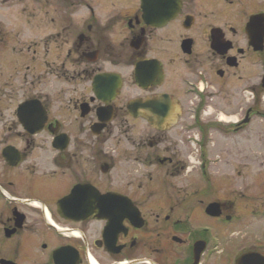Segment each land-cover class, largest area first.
<instances>
[{
  "label": "flooded vegetation",
  "instance_id": "flooded-vegetation-1",
  "mask_svg": "<svg viewBox=\"0 0 264 264\" xmlns=\"http://www.w3.org/2000/svg\"><path fill=\"white\" fill-rule=\"evenodd\" d=\"M262 90L264 0H0V264H264L211 173Z\"/></svg>",
  "mask_w": 264,
  "mask_h": 264
},
{
  "label": "rangeland",
  "instance_id": "rangeland-1",
  "mask_svg": "<svg viewBox=\"0 0 264 264\" xmlns=\"http://www.w3.org/2000/svg\"><path fill=\"white\" fill-rule=\"evenodd\" d=\"M257 97L258 95L255 94V100ZM259 98L258 112L253 116L254 149L251 159L240 157L239 154L231 160L232 164L229 165L230 161L224 160L222 156V158L213 159L216 163L211 164L213 170L220 167V171H211V173L213 177L216 175L222 180L221 194L226 197L233 196L232 199L236 203L235 210L230 211L232 218L237 216L236 224L230 226L231 230L240 231L244 238L256 237L253 241L258 245L262 241L264 229V90L259 94ZM242 142L245 141L242 140ZM192 178L191 174L184 175L175 182L188 183L192 181Z\"/></svg>",
  "mask_w": 264,
  "mask_h": 264
},
{
  "label": "water",
  "instance_id": "water-1",
  "mask_svg": "<svg viewBox=\"0 0 264 264\" xmlns=\"http://www.w3.org/2000/svg\"><path fill=\"white\" fill-rule=\"evenodd\" d=\"M104 82H105V80L95 79V87H98L100 83H101V85H103ZM118 82H119V81L115 82V83L113 84V86L110 87L111 90L117 88V86H118ZM209 209H213V210H215V211L217 212V213H216L217 215L219 214V211H217V205H216V204H214V205H213V204L210 205ZM251 256H253L251 253H250V254H246V255H244V256L238 261V264H241V263H240L241 260H246L247 258H249V257H251Z\"/></svg>",
  "mask_w": 264,
  "mask_h": 264
}]
</instances>
